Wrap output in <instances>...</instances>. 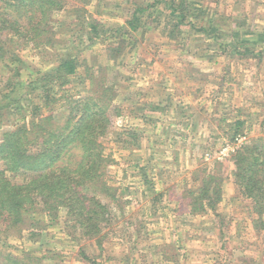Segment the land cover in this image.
Returning <instances> with one entry per match:
<instances>
[{
    "label": "trees",
    "instance_id": "trees-1",
    "mask_svg": "<svg viewBox=\"0 0 264 264\" xmlns=\"http://www.w3.org/2000/svg\"><path fill=\"white\" fill-rule=\"evenodd\" d=\"M126 3V11H117L112 7L125 5L119 0H0V264H61L64 257L55 250L52 230L59 229L63 238L58 239L79 247L81 264H107L105 244L115 241L119 230L132 233L137 243L150 238L146 222L128 218L129 187L114 183L109 175L118 163L107 141L115 119L127 113L139 122L117 134L137 144L140 134L150 139L161 132V117L169 108L163 100L145 101L141 90L124 93L118 86L123 82L108 75L114 63L130 69L133 81L142 68L155 65L144 42H133L137 35L154 33L158 42L176 46L181 58L192 57V62L182 61L190 65L187 81L201 74L200 67L221 63L204 51L226 57L217 87L196 86L198 92L209 91L217 108L234 58L263 56L264 48L257 45L264 34L256 39L254 24L235 19L234 13L218 14L198 0ZM105 16L121 22L107 25ZM253 30L254 39L248 38ZM24 51L31 53V60L22 58ZM211 122L232 143L245 135L248 120L224 112ZM231 161L227 177L217 166L215 172L205 169L182 181L180 192L169 193L178 206L176 214L163 217L178 220L187 210L188 216L213 215L224 224L227 180L235 189L232 202H250L255 230L264 232V137L234 151ZM138 171L142 185L156 195L147 168ZM142 194L146 199L147 191ZM161 199L163 194L154 197L155 202ZM91 241L89 247L96 250L92 247L90 254L81 244ZM168 247H155L163 261L176 252V246Z\"/></svg>",
    "mask_w": 264,
    "mask_h": 264
},
{
    "label": "rangeland",
    "instance_id": "rangeland-1",
    "mask_svg": "<svg viewBox=\"0 0 264 264\" xmlns=\"http://www.w3.org/2000/svg\"><path fill=\"white\" fill-rule=\"evenodd\" d=\"M128 1L130 0H119L125 5L112 8L126 11ZM198 1L209 5L218 14L231 12L235 14V19L254 24L255 32L259 34L256 39L261 38V33L264 34V0ZM103 21L107 25L121 22L111 16L103 17ZM255 32L253 30V33H247L246 36L254 39ZM135 41L137 44L144 42L149 53L146 56L149 55L155 65L142 68L140 75L133 78V81L129 80L133 75L130 69H122L113 65L114 63L111 64L108 75L115 81L123 82L118 86L124 93L141 90L145 101L163 100L164 106L169 108L161 117L164 124L161 132L150 139L144 136L145 133L140 134L143 137H140L137 144H131L128 141L130 139L118 137L117 134L125 127H136L139 122L132 117L128 118L127 113L123 119L116 118L114 121L112 134L108 138L110 141H107L118 163L112 166L109 175L114 183L129 187L127 192H131L132 207L127 212L130 216L128 218L133 222L136 218L146 222L149 226L146 232L150 238L137 243L134 242L136 237L133 238L132 233L125 234L119 230L115 241L110 239L111 241L106 242L105 246L108 248L103 253L104 259H107V264H264V232L258 233L255 230L250 215V202L241 199L232 202L235 189L227 180L224 184V224L221 225L213 215L207 218L188 216L187 210L178 220L170 221L169 217H163L168 212L176 214L174 208L178 206L169 193L174 196L180 192L178 185L182 181L205 169L215 172L217 166H221V172L227 177L233 169L231 158L234 151L241 149L252 139L264 137V52L261 59L234 58L233 69L225 86L226 94L222 96L217 108L210 101L209 91L203 89L198 92L196 86L217 87L225 62H228L226 57L216 55L212 50L204 53L200 51L221 63L216 62L208 69L200 67L201 74H195L192 81H187L190 65L182 61L187 62L188 59L192 62V57L186 55L181 58V52L173 49L176 46L158 42L154 33L139 34L133 39ZM257 48L263 49L264 41L260 39ZM101 54L106 58L105 50ZM31 56L28 51L22 52L25 60H31ZM87 56L90 57V54ZM120 60L122 59L118 62ZM200 63L205 65V62ZM202 73H211V76L205 78ZM148 82L154 83L147 85ZM166 83L167 89L163 90L162 86ZM180 100L185 103L181 104ZM224 112L230 116L239 114L248 120L245 135L241 134L232 143L224 138L218 123L211 122L212 118H219ZM143 165L149 171L150 180L156 183V195H152L142 185L145 181L139 175L138 168ZM143 190L148 193L146 199L143 197ZM157 194H163L162 202L154 201ZM119 227L121 229L122 224ZM52 233L57 238L53 242L55 250L64 257L61 264H81L77 258L79 247L71 245L69 240L58 239L63 238L59 229L52 230ZM220 234H224L225 238L221 240ZM20 243L21 241L17 242L18 245ZM90 244L93 242H85L81 246H86V251L91 254L94 246L89 247ZM166 244L169 247L176 246V252L171 254L172 259L169 261H163L159 252L155 251V247Z\"/></svg>",
    "mask_w": 264,
    "mask_h": 264
}]
</instances>
